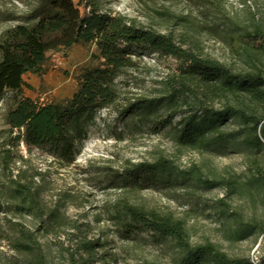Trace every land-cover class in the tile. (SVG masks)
<instances>
[{"label": "rangeland", "instance_id": "obj_1", "mask_svg": "<svg viewBox=\"0 0 264 264\" xmlns=\"http://www.w3.org/2000/svg\"><path fill=\"white\" fill-rule=\"evenodd\" d=\"M97 1L100 14L170 36L183 50L235 73L248 71L242 36L256 26L264 29V0ZM43 2L0 0V45L14 28L35 25ZM96 53V46L88 45L50 54L44 78L28 75L24 81L30 90L8 93L0 100V264L33 260L13 250L10 223L35 235L45 264L87 259L81 245L88 243L99 246L90 264H180L181 255L171 241L159 244L147 232L128 228L121 216L125 206L183 223L192 246L211 244L231 260L264 264V235L257 232L242 242L236 238L242 226L264 229V195L247 187L255 163L264 166V152L247 148L249 130L231 123L223 131V144L191 151L176 141L182 116L162 128L171 115L167 108L147 119L126 113L137 101L168 98V81L179 67L173 60L148 54L135 59L137 67L116 82V105L98 113L86 139L75 144L71 162L60 159L55 149L14 147L7 118L19 102L66 104L78 92L83 74L100 68L93 59ZM258 116L264 117V108ZM160 160L213 187L174 179L146 188L126 177L138 166ZM16 185L32 192L42 213L20 212L28 206L16 196ZM51 214L64 217V227L45 230Z\"/></svg>", "mask_w": 264, "mask_h": 264}, {"label": "trees", "instance_id": "obj_2", "mask_svg": "<svg viewBox=\"0 0 264 264\" xmlns=\"http://www.w3.org/2000/svg\"><path fill=\"white\" fill-rule=\"evenodd\" d=\"M241 42L249 59L248 71L235 73L217 62L183 50L170 36L138 28L120 17L100 14L97 0H44L35 25L18 26L3 37L0 100L8 93L30 90L24 81L26 76L44 78L48 74L46 66L50 54L95 45L97 53L93 59L101 66L83 74L78 92L64 105L42 106L21 100L7 118L10 132L15 135L13 145L15 148L24 144L29 149H55L60 159L71 162L75 144L86 139L88 128L94 124L98 113L116 105L117 80L124 72L137 67L135 59L148 54L173 60L179 67L168 81L167 99L137 101L128 107L127 114L147 119L167 108L171 115L160 124L162 128L170 127L175 117L182 116L176 141L180 147L191 151H209L223 144V131L235 123L249 130L247 148L262 153L264 117L258 116V110L264 108V29L256 26L245 32ZM126 177L146 188L174 179L213 187V183L180 172L166 160L140 165ZM247 187L264 195V166L255 163ZM14 192L28 206L27 210L19 209L20 212L42 213L28 188L16 185ZM121 216L129 222L128 228L147 232L157 243L171 241L181 255L180 264H251L249 260H231L211 244L192 246L183 223L171 216L129 206L123 208ZM48 220L50 223L45 230L54 232L64 227L62 216L51 214ZM10 231L14 235L11 246L16 253L31 257L30 264H45L32 232L11 223ZM257 232L264 235V229L258 225L242 226L236 238L242 242ZM97 249L99 246L95 243L81 245L88 258L72 259V264H90L89 258Z\"/></svg>", "mask_w": 264, "mask_h": 264}]
</instances>
